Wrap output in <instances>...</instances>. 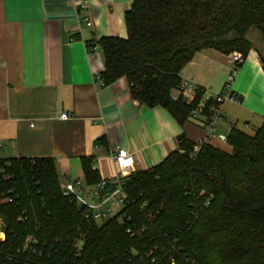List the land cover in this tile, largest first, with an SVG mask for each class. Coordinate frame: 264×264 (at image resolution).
<instances>
[{
  "label": "trees",
  "instance_id": "16d2710c",
  "mask_svg": "<svg viewBox=\"0 0 264 264\" xmlns=\"http://www.w3.org/2000/svg\"><path fill=\"white\" fill-rule=\"evenodd\" d=\"M125 23L127 39L98 42L100 82L126 78L134 100L180 125L202 102L206 117L218 105L204 101L205 91L192 103L171 99L196 53L245 59L255 49L264 70V53L249 37L256 31L264 42V0H134ZM228 145L231 153L206 143L194 156L195 143L180 137L179 151L123 181L126 204L102 225L87 223L63 196L53 159L0 158V261L30 235L43 251L31 264H264V121L253 136L232 128ZM83 171L86 185L100 183L92 161L83 160Z\"/></svg>",
  "mask_w": 264,
  "mask_h": 264
},
{
  "label": "crops",
  "instance_id": "0c3cea01",
  "mask_svg": "<svg viewBox=\"0 0 264 264\" xmlns=\"http://www.w3.org/2000/svg\"><path fill=\"white\" fill-rule=\"evenodd\" d=\"M133 1L0 0L1 159H53L64 186L85 183L83 160L95 163L100 180H113L118 149L134 153L135 171H145L179 151L180 137L192 143L205 138L202 119L180 125L167 110L142 105L126 78L102 86L98 42L127 39L125 15ZM232 74L229 88L239 103L223 104L222 134L241 117L260 126L264 121L258 51L237 67L230 55L203 50L180 74L182 82L204 89L205 99L222 92ZM63 114L69 118L62 120Z\"/></svg>",
  "mask_w": 264,
  "mask_h": 264
},
{
  "label": "built area",
  "instance_id": "2783aa9c",
  "mask_svg": "<svg viewBox=\"0 0 264 264\" xmlns=\"http://www.w3.org/2000/svg\"><path fill=\"white\" fill-rule=\"evenodd\" d=\"M230 58L235 66L241 65L245 60L242 54L237 52L230 54ZM233 79L234 75L232 74L229 77L228 85L222 92L211 94L208 98H204V101L212 100L218 104L209 110V115L207 117L202 114L205 105L204 102L192 111L191 119H202L204 121L203 127L205 131V138L195 143L193 150L194 156L197 155L202 147L211 139L228 145V136L233 127H229L225 134L219 133L217 127L222 123L224 118L222 112L223 104L227 101L239 103V99L230 92L229 87ZM199 91L202 92L205 90L197 87L193 81H185L182 82L180 88L171 95V99L174 101L183 99L188 103H192ZM205 95L206 91L204 96ZM60 118L62 120H67L69 115L63 114ZM112 157L118 169V174L115 179L101 180L95 187H90L86 185V183L80 181L67 183L64 186L61 185L63 196L77 203L79 208L82 209L84 217L89 224L93 222L97 224L103 223L119 215L126 204L127 197L123 191V181L135 172V155L127 149H118L117 153ZM92 170L97 171L95 163H92ZM2 173H4V171H2ZM4 201L6 203H11L12 199L7 198ZM4 226L3 220L0 219V244L6 239ZM128 233H130L131 237H134L135 235H140L142 231L133 233L128 230ZM82 250V244L80 243L75 249L77 256L81 255ZM41 253H43V251L37 249V242L34 237L28 235L23 246L18 249L15 254L5 255L3 260L0 261V264H31L32 256ZM155 260L156 259H154L153 262Z\"/></svg>",
  "mask_w": 264,
  "mask_h": 264
},
{
  "label": "rangeland",
  "instance_id": "374dc122",
  "mask_svg": "<svg viewBox=\"0 0 264 264\" xmlns=\"http://www.w3.org/2000/svg\"><path fill=\"white\" fill-rule=\"evenodd\" d=\"M250 37V41L252 42V44L255 46V48L259 49L261 52L264 53V42L260 36V34L256 31H251L249 34ZM230 103L231 101H227L226 103ZM245 117H247L245 115ZM242 119H240L238 125H236V127H234L235 129H237L240 132L245 133L246 135L249 136H253L256 132V130L260 127V125L258 124V122L255 121H251L250 118L247 117V119L245 120L244 117H241ZM214 140V139H213ZM214 147H216L217 149L226 152V153H231L232 150L230 148L229 145L221 143L217 140H214ZM2 202H5L4 199L2 200ZM103 223H99V225H102Z\"/></svg>",
  "mask_w": 264,
  "mask_h": 264
}]
</instances>
